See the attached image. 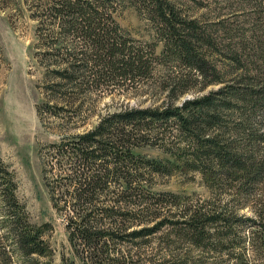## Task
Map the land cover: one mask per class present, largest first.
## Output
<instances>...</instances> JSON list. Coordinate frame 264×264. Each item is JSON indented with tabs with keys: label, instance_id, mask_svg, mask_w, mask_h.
<instances>
[{
	"label": "trees",
	"instance_id": "obj_1",
	"mask_svg": "<svg viewBox=\"0 0 264 264\" xmlns=\"http://www.w3.org/2000/svg\"><path fill=\"white\" fill-rule=\"evenodd\" d=\"M39 1L33 15L38 38L53 29L45 54L65 64L46 70V90L63 108L75 106L88 83L138 88L152 82L166 94L161 105L106 114L93 129L47 151L43 180L53 208L67 214L69 242L81 261L123 264L136 257L149 263L150 258L120 245L170 226L195 250L218 256L217 264H264V50L251 53L231 38L218 41L208 26L186 18L171 0H140L156 20L163 43L159 55L157 42L141 43L120 28L115 0ZM159 69L165 72L158 79ZM210 86L219 87L174 104ZM173 131L178 141L169 152L179 167L134 154L142 144L166 142ZM176 167L200 173L210 200L194 205L172 193H153L149 179ZM60 187L71 189L69 199L54 196ZM14 192L11 173L0 159V197L13 218L14 253L30 260L47 248L40 232L25 222ZM249 204L253 218L239 214ZM135 247L130 249L141 246ZM167 253L160 249L158 255ZM5 254L0 250V260Z\"/></svg>",
	"mask_w": 264,
	"mask_h": 264
},
{
	"label": "rangeland",
	"instance_id": "obj_2",
	"mask_svg": "<svg viewBox=\"0 0 264 264\" xmlns=\"http://www.w3.org/2000/svg\"><path fill=\"white\" fill-rule=\"evenodd\" d=\"M171 1L186 18L208 26L219 38L218 41L231 38L232 43L248 48L251 53L264 50V0ZM41 4L39 0H0V159L11 173L14 193L24 209L25 222L40 232L47 251L44 255L31 256L30 260L14 253L10 238L13 218L5 210L0 197V250L4 249L7 253L5 261L0 260V264H84L80 252L69 242L67 214L53 208L43 180L44 166L49 160L47 151L51 145L59 144L66 137L93 129L106 114L128 108L158 106L166 99V94L158 91L152 82L138 88L129 84L88 83L76 105L63 108L62 102L46 90V70L65 67V64L62 58L49 59L46 56L50 53L47 47L52 42L50 36L53 29H44L41 31L43 37L40 35L42 38H38V21L33 15ZM113 8L117 23L129 37L141 43L157 42L155 52L157 55L161 53L163 43L158 41L156 20L140 0H115ZM67 42L75 44L71 38ZM76 42V46L80 47L81 43ZM164 72L159 69L158 79L164 76ZM218 87L210 86L203 92L186 94L174 104L181 105L185 100ZM176 135L173 131L170 137L166 136V142H162L164 145L161 141L156 146L142 144L133 152L179 167L178 158L174 157V152H169V148L176 150ZM181 143V147L186 144ZM178 167L168 175H153L149 179L151 191L172 193L194 205L210 200L211 194L202 175ZM70 192L69 187H60V190H54V196L69 199ZM250 205L241 209L239 214L253 218ZM162 219L149 226H156ZM165 220L172 223L181 221L169 217ZM178 234V231L166 226L148 239L120 247L135 252L138 257L139 253L142 254L141 258L145 257V260L150 258L151 262L146 264H217L220 261L212 253L207 256L195 250ZM135 246L141 247L137 250ZM130 247H134L133 250ZM160 249L168 251L163 258L158 255ZM139 261L136 257L127 258L123 264H143Z\"/></svg>",
	"mask_w": 264,
	"mask_h": 264
}]
</instances>
